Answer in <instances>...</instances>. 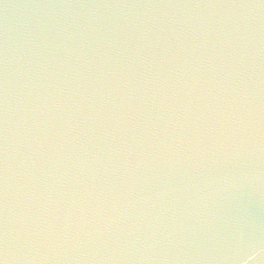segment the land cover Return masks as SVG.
Listing matches in <instances>:
<instances>
[{
    "label": "water",
    "instance_id": "1",
    "mask_svg": "<svg viewBox=\"0 0 264 264\" xmlns=\"http://www.w3.org/2000/svg\"><path fill=\"white\" fill-rule=\"evenodd\" d=\"M0 264H264V0H0Z\"/></svg>",
    "mask_w": 264,
    "mask_h": 264
}]
</instances>
